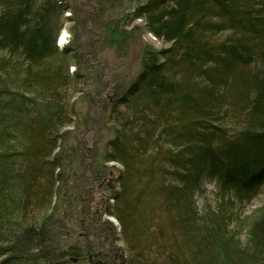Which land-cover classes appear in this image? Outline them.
<instances>
[{
	"label": "trees",
	"instance_id": "16d2710c",
	"mask_svg": "<svg viewBox=\"0 0 264 264\" xmlns=\"http://www.w3.org/2000/svg\"><path fill=\"white\" fill-rule=\"evenodd\" d=\"M88 2L100 15L127 10L129 23L141 19L168 45L143 46L140 71L113 89L114 100L101 94L105 83L81 92L88 106L79 124L75 88L65 95L82 74L69 73L67 56H83L56 45L70 0H0V264L107 260L106 243L120 234L97 220L84 193L106 189L108 163L121 166L118 190L98 203L130 247L126 259L117 247L119 264H264V200L248 216L244 246L228 209L264 194V0ZM99 20L121 55L131 30ZM71 124L104 125L110 138L97 153ZM71 160L81 178L61 209L53 197L74 174ZM207 182L224 197L216 210L196 203ZM34 208L45 212L31 223Z\"/></svg>",
	"mask_w": 264,
	"mask_h": 264
},
{
	"label": "rangeland",
	"instance_id": "374dc122",
	"mask_svg": "<svg viewBox=\"0 0 264 264\" xmlns=\"http://www.w3.org/2000/svg\"><path fill=\"white\" fill-rule=\"evenodd\" d=\"M70 3L73 7L66 11L63 15V18L69 19L65 20L59 36L62 32L65 33L63 38L65 40L61 42L62 49L66 46L76 48L77 52H79L78 57H81V54L83 56V60L81 62H76L72 55L67 56L69 73L73 74L78 72L79 74H82V78L81 84L79 83L76 87H73L71 84L70 88L66 89L67 94L65 95V97H68L73 92V88H75L73 97L76 98L79 96L76 104V112L78 111L76 120L80 124L82 120L81 115L85 112L88 106L87 102L83 101L84 97L81 95V92L95 91V89L103 86L101 83H105L108 87L103 90L101 94H103L104 97H108L110 100H114L115 93L113 92V89L119 87L120 91H123L130 85L140 71V58L143 46L146 44L159 49L167 46L168 44H164L161 40L156 39L152 34H150L145 29L144 22L141 19H137L133 23H129V18H126L127 10H106L103 15H100L99 13H95L96 9H94V6L89 4L88 0H86V2L85 0H70ZM99 19L106 21H109L110 19L120 20L121 24L125 27V32L131 30L132 33H130L125 49L121 55L116 53L117 51L112 45H109L107 41H104V34H102L101 29L102 22ZM96 77H100L101 79L98 80ZM80 88L82 91L78 92ZM79 124H71L67 128L73 129V127H75L74 132L83 133V138L85 139L83 142L84 148H89L92 151L95 150L97 153L99 149L102 150L104 146V139L108 137L110 138V135L106 133V127L101 125L93 129H89V127L88 129H84L83 127H80ZM75 135L76 134H74L70 139V144L72 146L78 145V143L76 144L77 137ZM90 158L88 160H90ZM108 166L114 167L111 168L105 176V183L101 184V186H104L106 189H99L100 187H98V185L96 186V184L91 185V190H89L87 194L84 193V198L87 199V202L91 205L92 211L96 214L97 220L100 222L109 220L112 225H108L107 229L111 232L113 228H115L117 237L119 236L118 234H120L117 240H113L112 243H106L105 249L109 252V258L107 260H103L99 257L98 259L105 261L107 264H119L118 259L120 258L117 247L122 248L124 259L130 256V247L124 238L122 230L119 228L118 221L113 216L104 213L102 206H100L101 203H98L100 199L106 198L112 190L107 186L109 179L110 184L113 186V191L115 189L118 190L117 174L118 169L121 166L116 163H108ZM69 172L71 174L74 172V174L69 175L68 182L65 183L64 189H62L60 199L58 197L57 199L53 197V200L60 204L61 209L65 208L67 204V197L64 194L65 190L75 194L77 191L74 183L76 180L81 178L77 175L75 161L73 163L72 160L70 161V166L68 167V170L66 169V173L69 174ZM110 172H112V174H110ZM86 174H84V177L89 178V175ZM203 189L204 192L196 197L198 208L202 209L205 205H210L211 210H216V208L219 207V204H221V201H224L220 185L216 182H207L203 184ZM262 200H264V194L261 193L249 200H243L241 202L239 200L234 201V206H228V209L233 214L231 216L233 222L229 225V228L231 231H235L237 233L236 238L240 246L246 245V227L249 223L248 216H250L252 212H254L261 205ZM74 202L76 201L74 200ZM33 211L35 212L30 213L27 216L31 223H33L34 220L35 222L38 221L45 212V210H37L35 208ZM156 222L157 221L155 220V223ZM162 232H164L163 229ZM85 233L84 229H80L76 232L75 236L85 235ZM67 241L69 244L70 240L68 239ZM137 250L138 247L136 248V245H134L133 253L135 254ZM96 262L98 264V260H96ZM101 263L102 262H100V264Z\"/></svg>",
	"mask_w": 264,
	"mask_h": 264
},
{
	"label": "flooded vegetation",
	"instance_id": "af4514ba",
	"mask_svg": "<svg viewBox=\"0 0 264 264\" xmlns=\"http://www.w3.org/2000/svg\"><path fill=\"white\" fill-rule=\"evenodd\" d=\"M104 184L105 183V179L104 178H102V181H101V184ZM100 184V185H101ZM95 258V259H94ZM99 257L98 256H89V261L90 262H93V264H97V262H96V260H98V264H100V262H102V264H107L105 261H101V260H99L98 259ZM114 264H116V263H114Z\"/></svg>",
	"mask_w": 264,
	"mask_h": 264
},
{
	"label": "bare ground",
	"instance_id": "6f19581e",
	"mask_svg": "<svg viewBox=\"0 0 264 264\" xmlns=\"http://www.w3.org/2000/svg\"><path fill=\"white\" fill-rule=\"evenodd\" d=\"M65 36V33H61V35L58 37L57 41H56V45L58 46V48L61 50L62 49V46H61V42L64 41L65 39H63ZM113 190V189H112ZM92 256V255H91ZM102 264V263H101Z\"/></svg>",
	"mask_w": 264,
	"mask_h": 264
},
{
	"label": "water",
	"instance_id": "95a60500",
	"mask_svg": "<svg viewBox=\"0 0 264 264\" xmlns=\"http://www.w3.org/2000/svg\"><path fill=\"white\" fill-rule=\"evenodd\" d=\"M110 174H112V172H110ZM107 186H108L110 189H113L112 184H110V179H109L108 182H107Z\"/></svg>",
	"mask_w": 264,
	"mask_h": 264
}]
</instances>
